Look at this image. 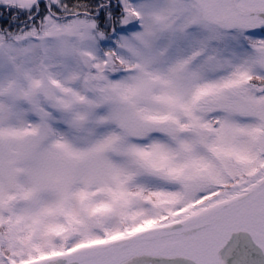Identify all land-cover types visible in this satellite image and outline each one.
Returning <instances> with one entry per match:
<instances>
[{"label":"snow or ice","instance_id":"obj_1","mask_svg":"<svg viewBox=\"0 0 264 264\" xmlns=\"http://www.w3.org/2000/svg\"><path fill=\"white\" fill-rule=\"evenodd\" d=\"M0 264H264V0H0Z\"/></svg>","mask_w":264,"mask_h":264}]
</instances>
